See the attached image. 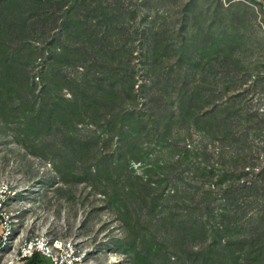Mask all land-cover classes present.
Instances as JSON below:
<instances>
[{
  "label": "rangeland",
  "instance_id": "obj_1",
  "mask_svg": "<svg viewBox=\"0 0 264 264\" xmlns=\"http://www.w3.org/2000/svg\"><path fill=\"white\" fill-rule=\"evenodd\" d=\"M0 189L3 253L264 264V0H0Z\"/></svg>",
  "mask_w": 264,
  "mask_h": 264
},
{
  "label": "built area",
  "instance_id": "obj_2",
  "mask_svg": "<svg viewBox=\"0 0 264 264\" xmlns=\"http://www.w3.org/2000/svg\"><path fill=\"white\" fill-rule=\"evenodd\" d=\"M5 189H0V210L5 198ZM2 216V213H0ZM9 235L7 230L6 234ZM5 244L0 245V264H16L33 257L47 259L50 264H83V255L70 242L50 243L43 235L35 236L20 244L17 249L3 253Z\"/></svg>",
  "mask_w": 264,
  "mask_h": 264
},
{
  "label": "crops",
  "instance_id": "obj_3",
  "mask_svg": "<svg viewBox=\"0 0 264 264\" xmlns=\"http://www.w3.org/2000/svg\"><path fill=\"white\" fill-rule=\"evenodd\" d=\"M1 221H0V235H1ZM17 245L13 246L14 249H17ZM16 264H50L49 261L47 259H44V258H40V257H33L31 259H27V260H24L22 262H19V263H16Z\"/></svg>",
  "mask_w": 264,
  "mask_h": 264
},
{
  "label": "trees",
  "instance_id": "obj_4",
  "mask_svg": "<svg viewBox=\"0 0 264 264\" xmlns=\"http://www.w3.org/2000/svg\"><path fill=\"white\" fill-rule=\"evenodd\" d=\"M249 1H251V2H252V0H249Z\"/></svg>",
  "mask_w": 264,
  "mask_h": 264
}]
</instances>
